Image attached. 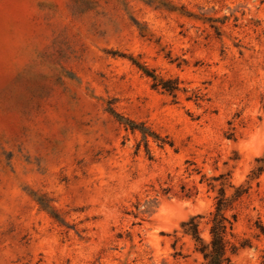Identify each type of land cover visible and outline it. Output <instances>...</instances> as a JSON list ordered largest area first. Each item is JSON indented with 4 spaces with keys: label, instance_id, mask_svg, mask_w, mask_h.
<instances>
[{
    "label": "rangeland",
    "instance_id": "374dc122",
    "mask_svg": "<svg viewBox=\"0 0 264 264\" xmlns=\"http://www.w3.org/2000/svg\"><path fill=\"white\" fill-rule=\"evenodd\" d=\"M260 160L264 0H0V264H204L220 176L264 264Z\"/></svg>",
    "mask_w": 264,
    "mask_h": 264
},
{
    "label": "trees",
    "instance_id": "16d2710c",
    "mask_svg": "<svg viewBox=\"0 0 264 264\" xmlns=\"http://www.w3.org/2000/svg\"><path fill=\"white\" fill-rule=\"evenodd\" d=\"M154 87L159 86L170 94L179 90L178 80H157L154 78ZM259 162H263L260 160ZM263 171L261 166L256 172H253V178L258 177ZM221 184L218 195L215 198L214 211L210 213L207 222L209 237L205 238L200 229L201 220L204 216L198 215L191 217L182 223L183 233L189 236L195 245V251L203 257L204 264H234V257L243 248L250 246L248 240L238 242L234 233L235 223L237 222V214L227 215V212L234 209L235 204L247 193V189L238 187L232 197L226 195V182L220 176L214 181L220 180ZM209 186L215 189L216 185L210 183Z\"/></svg>",
    "mask_w": 264,
    "mask_h": 264
}]
</instances>
